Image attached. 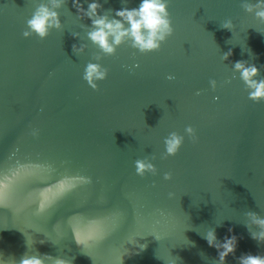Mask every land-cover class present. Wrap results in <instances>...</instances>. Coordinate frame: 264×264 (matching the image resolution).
<instances>
[{"label":"water","instance_id":"water-1","mask_svg":"<svg viewBox=\"0 0 264 264\" xmlns=\"http://www.w3.org/2000/svg\"><path fill=\"white\" fill-rule=\"evenodd\" d=\"M100 2L103 12L138 0ZM34 7L35 0H0V175L11 177L0 203V257L11 264L27 251L70 264H214L217 250L203 232L214 228L223 239L229 226L237 243L225 264L264 255L244 215L264 216V102L249 100L231 69L246 60L264 76V24L240 0H169L172 34L155 51L125 43L101 54L108 72L94 90L82 79L98 52L81 27L89 20L77 19L66 0L57 9L60 29L43 40L24 37ZM226 18L231 30L220 26ZM80 42L86 48L76 54L71 46ZM173 130L184 141L162 156ZM145 156L154 157L155 175L135 173L133 161ZM81 176L89 179L70 180L74 187L49 193L37 209L41 189ZM74 229L92 236L77 244Z\"/></svg>","mask_w":264,"mask_h":264},{"label":"clouds","instance_id":"clouds-1","mask_svg":"<svg viewBox=\"0 0 264 264\" xmlns=\"http://www.w3.org/2000/svg\"><path fill=\"white\" fill-rule=\"evenodd\" d=\"M169 0H138L135 7H120L115 10L108 9L103 12L98 11L102 5L100 0H71L72 6L76 9L77 19L87 18L89 24H81L85 29V36L88 41L96 46L98 52L94 54L93 59L85 63L82 79L92 88H97V81L106 78L108 69L100 63L101 54L104 56L113 55L118 46L127 44L140 53L155 51L160 48L161 44L173 32L171 19L168 12ZM66 0H35V7L31 15L25 21V29L21 35L24 37L33 34L43 40L50 29H60L62 23L59 19L57 9L64 6ZM122 4H127L128 0H121ZM86 4L87 7L83 5ZM240 7L246 12L264 24V0H240ZM220 26L231 30L233 21L226 18L221 21ZM257 28V27H256ZM257 30L260 31L259 28ZM262 32V31H261ZM264 33V32H262ZM74 38L81 41L79 32H71ZM72 51L76 54L82 53L86 44L83 42L73 43ZM232 55V49L228 48L224 51L220 58L227 60ZM132 67H137L133 63ZM260 67H264L261 65ZM232 73H238L240 81H242L249 100L255 102H264V76H259L260 68L254 63L246 60H235L232 62ZM166 79H173L172 74H168ZM216 80L210 79L209 85L212 89L216 88ZM199 94V90H197ZM217 99V97H213ZM184 134L189 139L195 141V130L190 124L184 126ZM34 129L32 135H36ZM177 131H169L163 137V153L162 156H173L179 150L184 141L185 135ZM154 158V157H153ZM153 158L148 156L137 158L133 161L135 173L141 177L145 173L156 174V166L152 162ZM165 180L171 178L170 172H164ZM11 177L0 175V203H3V190L7 187V182ZM87 181L88 177L62 178L55 182V190L52 185H47L40 190V200L37 209L42 210L46 202L49 201V193L57 195L64 190L74 187L70 180ZM172 196L170 192L168 194ZM247 218L246 227L252 239L260 242L264 241V216L259 215L255 211H246L244 213ZM253 228L255 230H253ZM229 235L223 239H218L214 228H207L203 232V239L209 247L217 250L214 264H225V258L233 253L236 248L237 237L232 234L231 226L227 229ZM92 234L82 235L77 229L73 230V239L77 244H82L84 240L91 238ZM143 247V246H141ZM239 264H264V255L256 253H244L238 257ZM70 264L60 256L53 257L48 253L29 254L27 251L22 254L19 259H13L11 264ZM0 264H8V261L0 257ZM167 264H176L175 259H169Z\"/></svg>","mask_w":264,"mask_h":264}]
</instances>
